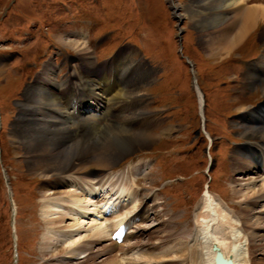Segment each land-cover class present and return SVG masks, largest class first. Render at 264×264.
<instances>
[{
  "label": "rangeland",
  "instance_id": "rangeland-1",
  "mask_svg": "<svg viewBox=\"0 0 264 264\" xmlns=\"http://www.w3.org/2000/svg\"><path fill=\"white\" fill-rule=\"evenodd\" d=\"M257 1L264 0H248V3ZM196 2L174 0L178 6L174 11L168 0H0V63L5 66L0 72V264H15L14 250L17 264H60V260L77 264L82 260L78 253L73 257H68L69 253L62 254L66 250L55 260L53 257L48 259L46 251L51 248L43 245V239L54 244L57 240L56 249L59 250L66 245L69 247V240L73 238H58L56 230L52 232L51 229L58 226L47 221L57 215H51L50 209L47 211L43 206L56 196L49 198V191L44 192L47 179L37 175L41 172V168L35 165L38 161L27 155L29 140L14 141L16 135L26 132L24 124L27 119L22 120V117L32 114L27 105H23L27 93L42 90L39 81L44 75L54 74L55 85L68 82L76 88L79 82L71 91L78 92V97L82 95L79 94L82 85L87 83L83 80H93L88 83L104 102L114 97L117 90L113 91L112 87L121 83L118 89L124 90L125 95H120L117 100L125 97L124 104L133 102L126 109L129 113H136L131 128L152 132L156 136L152 141L135 146L95 177L100 180L107 174L132 170L139 177L138 187L124 188L125 191L131 189L127 191L131 201L119 219L137 210L141 197L146 194L149 198L146 207L152 212L150 218L141 223L144 231L127 239L126 244L137 241L139 247L127 252L108 253L97 258L96 263L117 254L120 264H185L182 260L186 261V256L172 250L190 245L206 185L215 197L221 198L239 214H243L242 207L247 204L244 196L256 198L261 193L253 194L251 190H257L264 177L241 169L249 166L244 151L251 147V143L259 147L264 138H247L241 133L247 125H243L245 111L242 110L264 101V95L251 88L249 80L252 74L263 76L264 70L248 69L250 60L264 50L260 41L262 24L230 55H209L205 45L209 37L220 34V27H217L220 21L206 19L205 26L197 24L196 17L206 9L198 7L200 2ZM208 14L212 16V13ZM59 38L80 42L88 53L81 54L72 46L62 44ZM259 58L257 64L262 61ZM111 59L117 70L116 84L113 82L109 86L111 94H103V82L101 89L94 84L96 80H102L99 74L103 68L107 70ZM192 70L207 100L204 118L206 131L213 140L211 157L206 153L208 137L201 131L203 119L192 82ZM66 88L60 94L70 101L73 98L71 92L66 93ZM132 92H136L133 94L136 97L129 100ZM34 105L33 102L30 108L34 109ZM48 110L44 112L49 114ZM56 119L65 122L66 126L75 124L69 117L65 119L56 115ZM97 120L100 123V118ZM168 126L175 127L173 132L157 134ZM69 133L76 134L75 130ZM244 144L249 145L236 154ZM240 159L244 163L237 169ZM72 177L74 175L64 176L68 184L60 190L69 186ZM237 178L242 182H237ZM250 197L247 201L251 200ZM256 206L250 204L251 208ZM260 207L261 203L254 212ZM53 210L57 211L58 206ZM13 214L15 232L12 229ZM115 220L107 218L106 224L112 225ZM70 223L66 221L65 224ZM85 228L76 225L83 237L90 233L84 231ZM147 252L155 256L147 255ZM260 254L254 253L252 259L264 264V257L260 258L263 254Z\"/></svg>",
  "mask_w": 264,
  "mask_h": 264
},
{
  "label": "bare ground",
  "instance_id": "bare-ground-1",
  "mask_svg": "<svg viewBox=\"0 0 264 264\" xmlns=\"http://www.w3.org/2000/svg\"><path fill=\"white\" fill-rule=\"evenodd\" d=\"M168 1L173 4V7L170 6L174 11L176 9L178 10V6L174 4V0ZM194 1L196 2V0ZM198 1L200 3H198L197 6L206 10L203 12L205 14L200 13L196 17L195 21L197 24L205 26L207 23L206 19L220 21L217 26L220 27V34L218 36L209 37L205 45L209 55H218L221 53L230 55L231 52L245 41L260 24H262L260 41L264 44V1H257L252 4H249L248 0ZM228 12H231L230 16L227 15ZM208 13H212V16ZM178 17L181 18L182 16L178 15ZM229 27H231L230 30ZM59 40L62 44L72 46L83 55L88 53L85 46L83 47V44L80 42L72 40L67 41L64 38H59ZM262 54L263 55L259 58V60L262 59V61H259V64H257V62L252 64L254 71L259 69L264 70V50ZM4 67V64L2 65L0 63V72H2ZM53 71L55 73L56 69L53 68ZM116 73L117 70L115 71L114 61L111 59V64L107 66V70L104 71L102 69L99 75L102 80H96L95 82L97 83L94 84V86L101 89L102 81L106 82L103 85L102 93L104 94V92H106L111 94L112 90L110 91L109 89L111 82H109V79L111 77L114 79ZM53 75L54 74H48L41 77L42 80H40L39 83L42 90L38 92L35 90L36 93L34 90L28 91L26 103L23 105H27V110L29 109L28 111L32 112V114L29 117H22V120L27 119V123L24 124L26 132L23 133L22 131L19 135H16L14 139V141L18 142H23V140H21L22 138L27 139L26 141L29 140V144L26 145L28 149L27 155H29L31 159L38 161L35 165L38 169L41 168V172L37 175L47 179L44 188L46 190H44V192L46 191L47 193L49 191V196H47L49 198L56 196L53 200L51 199L52 201H49V203L46 204L45 202L44 206L42 205L47 211L50 209L51 215H57V217L52 216L48 221L46 220L47 223L58 226L51 229L52 232L56 230L55 234L57 233L58 238L59 236L65 239L68 237L73 238L69 240V247H66V245L65 248L62 247L59 250L56 249L58 247L56 239H54L56 240V245L47 239H43L42 243L44 246L46 245L51 248V250L46 251L48 259L52 257L53 259L58 258L64 250L66 251L62 254L69 253L70 256L67 255L68 257H73L74 254H81V252L85 251V255H81L80 257L83 261L81 260L77 264H120L117 254H111L107 258L105 257L106 259L99 260L98 263H96L95 260L113 252L112 248L114 247H120V252H126L139 247V245L137 241L131 244L122 243L119 245L109 238V244L107 246L102 245L111 226L106 224L107 218L104 217L107 216L104 212L107 205L103 210L101 207L106 199H108L107 204L111 202L112 204L120 202L121 199L125 197L124 188L137 186L139 177H136L134 172L129 169L117 174H107L100 180H95V177L101 171H105L106 168L111 167L114 163L123 158V156L134 150L135 146L147 142L148 140L152 141L156 136L152 134V132L131 128V121L135 120L134 115L136 113H129L127 111L128 109H126V106H130L133 102L128 101L130 104L128 102L124 104L125 97L122 98V100H117L120 95H125L124 90L118 89L121 83L118 84L117 82L115 85L113 91H117L113 95L114 97L104 102L102 99L103 97L99 96L97 92L95 94L91 84L88 83L93 80L86 81L82 79L87 83L82 85L81 93H79L82 94V97L80 98V96H76L78 92H71L73 89L75 90L77 88L79 82L76 83V88L74 86L72 88V83L68 82L66 84L55 85L57 83L56 79H52ZM249 76L251 88L259 90L260 93L264 95V75L252 74ZM194 84V88L198 91L197 83L195 82ZM65 87H67L65 89L66 93L71 92L72 98L75 101H69L65 96L60 94V91L64 90ZM91 89L93 91H91ZM199 91L198 95L201 102V94ZM133 94H136V92H132L130 97L128 95L126 96L129 97V100H133L135 99L134 97H136ZM65 98L67 100H65ZM93 101L96 102L94 103ZM33 102L35 103L33 107L35 110L30 108ZM79 103L81 105H78ZM92 104L104 110L102 113L103 119H100V123L96 122L95 120L97 119L94 118L87 121L76 120V117L74 118V115H72V120H76L77 122L75 121L76 123L74 126L67 125V127L64 125L65 122L57 120L54 115V113L58 112L60 115H64L67 118V114L71 116V114L80 111V109L84 108L86 105L92 106ZM37 108L38 110H36ZM47 108H49V114L44 112ZM248 109L242 110L245 111L242 114L243 125L245 123H247V125H244L245 128L241 136L247 138L255 136L264 138V103ZM202 111L203 110H201V115L203 116L204 112L202 114ZM37 121L43 123L39 124ZM27 124L28 127H26ZM34 125L35 128H33ZM43 127H45V129H43L44 131L42 130ZM174 128L172 126L165 127L157 134L168 135L173 132ZM74 130L76 132L75 136L73 133H69V131L74 132ZM248 145L249 144H244L239 147L236 154L239 155L241 151L243 152V148ZM244 152V157L249 160V166L246 164L245 166L248 167L241 170L249 174L256 173L261 176L264 175V143L259 147L251 144V147L247 148ZM243 163L244 161L242 159L238 160L236 164L237 169L241 168ZM66 174L79 176L80 179H74L72 185L68 189L60 190L67 183L64 179ZM84 176L93 181H90V183H86L85 181V183L82 182ZM236 180L238 182L242 179L237 178ZM101 189L105 191L101 192L98 197L93 198L92 196H88ZM112 189H116V192L112 193ZM130 190L131 189L127 188L125 192ZM263 190L264 182L257 190H251L253 194L261 192L260 194L256 193V198L250 197L249 195L244 196L245 203L247 204L242 207V210H245L243 214H239L235 210L229 208V205L227 203L225 204L221 198L215 197L210 192L209 187H206L203 191L202 201L196 214L194 234L192 233L190 236L192 238V244L191 240H189L190 245H186L185 248L181 249L177 248L176 250H172V252L181 256H186V261L182 260L185 264H215L216 251L214 247H216L225 259H230L232 261V264H263V262H257V258L256 262L252 259L254 253H261L263 256L260 258L264 257V242H260V240H264ZM248 197H250L251 200L247 201ZM148 199V194L141 197L139 207H137L140 217H138V213L135 214L134 217L136 219H145L142 222L150 218L152 213H150V209L146 207ZM96 203H100V205L91 207L96 205ZM260 203V209L254 212V209ZM250 204H257V206L251 208ZM56 206H58V210L54 211L53 209ZM117 212L118 208H115L113 214ZM248 212H251V214L249 215ZM89 214H95L94 216L102 218L101 220L104 221L101 222L95 218L90 219V217H88ZM114 218L119 220L120 214H116ZM66 221L71 223L66 225ZM121 221L122 220H120V222ZM78 224L81 227L83 225L87 227L84 230L90 232L87 234V237H83V232H80V229H76V225ZM92 225H94L93 228H91ZM116 225L117 224H115L114 227ZM138 226L139 228L135 229L133 232L136 233L139 231L142 233V231H144V229L141 228L142 225L138 224ZM179 236L180 234L176 238H179ZM147 253V255L155 256L153 253ZM162 255L164 256V254ZM64 259L69 260V258ZM164 260L172 261L170 259ZM58 263L68 264L66 260H60Z\"/></svg>",
  "mask_w": 264,
  "mask_h": 264
},
{
  "label": "water",
  "instance_id": "water-1",
  "mask_svg": "<svg viewBox=\"0 0 264 264\" xmlns=\"http://www.w3.org/2000/svg\"><path fill=\"white\" fill-rule=\"evenodd\" d=\"M214 249H216V247H214ZM221 258H222V255H221V253L218 251L217 254H216V260L221 259Z\"/></svg>",
  "mask_w": 264,
  "mask_h": 264
}]
</instances>
